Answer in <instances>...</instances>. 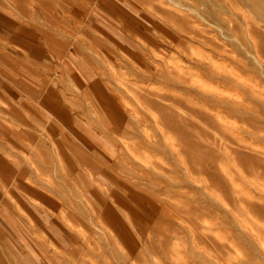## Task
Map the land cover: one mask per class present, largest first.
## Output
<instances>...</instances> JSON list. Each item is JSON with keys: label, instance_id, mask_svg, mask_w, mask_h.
<instances>
[{"label": "rangeland", "instance_id": "374dc122", "mask_svg": "<svg viewBox=\"0 0 264 264\" xmlns=\"http://www.w3.org/2000/svg\"><path fill=\"white\" fill-rule=\"evenodd\" d=\"M69 1L0 0V11L64 21L82 40V81L101 84L103 105L55 78L62 121L105 142L70 137L69 175L23 105L40 142L22 144L25 202L6 214L55 222L50 264H264V0Z\"/></svg>", "mask_w": 264, "mask_h": 264}, {"label": "crops", "instance_id": "0c3cea01", "mask_svg": "<svg viewBox=\"0 0 264 264\" xmlns=\"http://www.w3.org/2000/svg\"><path fill=\"white\" fill-rule=\"evenodd\" d=\"M94 1L98 3L100 0ZM73 3L71 2L76 6L79 1ZM66 10L74 11L69 8ZM75 20L77 23L74 21V24L79 28L81 21ZM44 22L46 20L30 24L19 14L14 16L9 12L0 11V40H4V42L0 41L2 43L0 46V264H50V254H52L50 245L55 246L56 237L60 234L53 221L45 218L41 220L39 216L34 219L29 217L30 220L25 221L22 215L13 221L5 211L8 207H20L18 202H25L21 194L25 174L22 151L25 147L22 144L25 141L33 143V138L40 142V137L36 134L29 135L31 132L35 133L34 122L31 125L33 126L31 132L26 130L30 124L24 120V116L28 114L29 109L23 108V105L27 107L32 104L33 118L36 112L39 121L37 125L42 127V140L49 145L52 152L58 154L65 165V173L67 171L69 175L72 174L70 168L73 166L72 146L68 147L66 144L74 143L70 137H73L79 146L86 148L92 142L98 144L105 142L99 138L96 130L91 129L90 125L81 119L76 120L74 129L70 128V134L65 133V125L62 121L66 118L65 110L67 111L62 99L64 92L61 83L54 79H70L73 87L79 92L92 93L96 96V101L101 104L105 91L100 83L93 82L89 85L90 92H88L86 81H82L88 75L86 70L90 69L85 64L84 55L77 49L81 46L82 40L69 38L66 29L62 27L66 23L64 21L51 22L50 26L49 23ZM85 38L88 39L86 36ZM16 57L25 60V63L31 67L30 76H25L23 71L19 70ZM50 79L55 83L49 82ZM23 80L31 81H27L28 86L25 87ZM107 113L112 116L111 113ZM82 134L91 136L92 142L84 139ZM41 146L39 145L37 150L40 152L43 149L40 152L42 154L45 148L43 144ZM109 147L106 146L110 150ZM97 156L102 158L99 154ZM49 169L43 162L42 165L35 167V174L47 173ZM21 211L23 212L22 209ZM23 221L31 224L35 232L22 230ZM12 223L16 225L13 226ZM44 256H48V262Z\"/></svg>", "mask_w": 264, "mask_h": 264}, {"label": "bare ground", "instance_id": "6f19581e", "mask_svg": "<svg viewBox=\"0 0 264 264\" xmlns=\"http://www.w3.org/2000/svg\"><path fill=\"white\" fill-rule=\"evenodd\" d=\"M209 1V0H208ZM216 2V1H215ZM252 3H253V1H251ZM207 3H209V2H206V4ZM211 3V2H210ZM210 3L209 4H207V6L208 5H210ZM254 4L256 5V3H255V1H254ZM253 4V5H254ZM258 4V3H257ZM260 4V3H259ZM202 5H204V4H202ZM213 6V5H212ZM211 7V6H210ZM212 8V7H211ZM200 14V13H199ZM221 20V19H220ZM102 37V36H101ZM101 40V39H100ZM105 41V40H104ZM84 47V46H83ZM84 48H87V47H84ZM94 54V53H93ZM89 55V54H88ZM95 55V54H94ZM115 55V54H114ZM96 95V94H95ZM98 100V99H97ZM103 105V104H102ZM91 113V112H90ZM141 122V121H140ZM85 148V147H84ZM62 167H63V165H62ZM61 168V167H60ZM77 192H78V190H77ZM88 204V203H87ZM83 206V205H82ZM108 207V206H107ZM109 208V207H108ZM105 210V209H104ZM107 210V209H106ZM113 213V212H112ZM113 216H114V214H112ZM63 217V216H62ZM112 217V216H111ZM114 218V217H113ZM66 219V218H65ZM104 219V218H103ZM116 219V221H117V218H115ZM105 220V219H104ZM115 221V220H114ZM118 223V222H117ZM67 227V226H66ZM118 228V227H117ZM113 229V228H112ZM118 230V229H117Z\"/></svg>", "mask_w": 264, "mask_h": 264}]
</instances>
